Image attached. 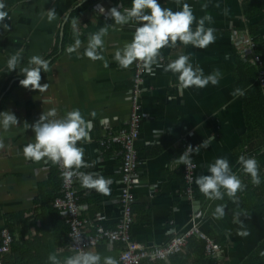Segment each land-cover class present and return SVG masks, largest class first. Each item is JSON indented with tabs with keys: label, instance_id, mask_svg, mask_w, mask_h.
<instances>
[{
	"label": "crops",
	"instance_id": "0c3cea01",
	"mask_svg": "<svg viewBox=\"0 0 264 264\" xmlns=\"http://www.w3.org/2000/svg\"><path fill=\"white\" fill-rule=\"evenodd\" d=\"M0 2L11 17L4 21L9 28H0V112L14 113L19 122L7 132L0 128L5 145L0 149V233L7 228L13 240V249L3 260L8 256L6 264H54L48 259L51 255L63 264L74 253L65 245V219L51 206L59 195L61 179L57 167L49 161L35 163L24 158L23 147L34 140L32 129H25L24 125L33 124L51 108L59 116L79 109L91 121V140L78 143L90 166L80 171L99 172L111 178L112 183L109 195L103 196L82 188L76 181L80 215L114 228L122 216L118 202L122 188L121 155L117 146L106 149L101 141L110 132L125 127L128 117L132 66L121 69L113 55L131 40L134 27L109 29L102 53L108 61L105 68L102 61L88 59L84 50L90 34L113 23L107 10L121 4L113 0ZM159 2L162 7L180 10L174 0ZM183 3L192 7L197 20L212 16L213 23L206 22L205 27L216 29V40L205 49L179 42L174 48L162 49V66L154 68V75L145 76L140 94V137L135 144L139 184L134 188L130 235L144 247L163 245L195 223L219 245V251L212 256L217 259L216 264H243L264 239V195L249 198L243 204L240 193L237 203L226 196L223 201H211L196 192L199 189L195 179L209 174L207 165L216 158H227L232 165L242 154L253 158L262 155L259 167L264 172V110L245 112L244 107L246 98L248 106L256 105L247 91L259 83L258 72L246 60L245 50L247 39L254 41L264 64V13L247 21L240 0H181ZM98 5L105 9L104 14L98 12ZM52 8L57 19L48 23L47 12ZM76 38L81 40V47L69 54L67 48ZM18 50H22L20 67L27 66L33 55L49 61L50 71L42 72L40 81L49 85L46 91L25 89L19 84L24 78L19 68L8 71L7 60ZM181 54L190 55L193 65L198 64L205 75L219 69V83L179 91L176 76L164 71V66ZM238 88L244 91L243 96L233 95ZM262 95L264 107V90ZM211 136V143L191 156L195 169L193 197L188 199L179 156L187 146L195 149ZM221 203L227 205L226 215L216 220L212 213ZM234 213H240L239 217ZM237 220L244 229H240ZM245 230L249 235L239 234ZM91 249L102 257L111 255L117 259L120 252L117 243H101ZM190 258L193 260L192 254Z\"/></svg>",
	"mask_w": 264,
	"mask_h": 264
},
{
	"label": "clouds",
	"instance_id": "9594fccd",
	"mask_svg": "<svg viewBox=\"0 0 264 264\" xmlns=\"http://www.w3.org/2000/svg\"><path fill=\"white\" fill-rule=\"evenodd\" d=\"M175 4L180 6V10L173 11L171 8L162 7L159 0H130L129 7L116 6L107 10V17L113 23L105 24L98 31L88 37V43L84 50V55L92 61H102L105 68L108 67V61L102 54L105 46L104 38L109 34V29L118 30L116 26L122 29L126 25H132L134 32L130 41L125 42L121 48H118L113 55L114 61L121 69H128L134 63L142 66L143 70L149 75H154V68L161 67L163 59L162 49L174 48L177 43L184 46H193L205 49L216 40V29L205 27L213 23L211 15H204L197 20L192 7L188 3L181 5V0H174ZM6 5L0 2V28L7 30L6 19H11L9 13L5 11ZM100 14L105 13L102 6H97ZM202 8H207L203 5ZM227 14V9H225ZM57 19L55 8L48 10L47 21L52 23ZM195 24V27L193 25ZM79 33H77V36ZM81 40L76 38L74 43L69 45L67 52L69 54L77 52L81 47ZM22 50L16 51L10 55L7 60L8 71H14L19 68L23 79L19 81L20 86L25 89L44 92L48 84H41V73L49 72V61L40 55H33L29 58L27 66L20 67ZM164 71L170 72L177 78V88L184 91L188 88H205L209 84L217 85L221 78L219 69L205 75L204 70L197 64L193 65L190 55L181 54L176 59L170 61L164 66ZM233 95H244L242 89H236ZM19 124L17 117L10 111L0 112V128L7 132L12 127ZM25 129L31 128L34 133V140L23 147V156L27 160L39 163L44 160L63 169V176L69 182L74 178L84 189L95 190L98 194L107 196L110 193L111 178H106L99 172H84L82 168L90 165L84 159V148L79 144L91 140L90 132L92 123L86 120L79 109L66 112L59 116L55 108L47 112H42L39 119L29 125L25 122ZM160 135V134H159ZM211 139L204 140L195 149L191 145L187 146L184 152L179 156V163L186 167L193 166L191 156L195 151L198 154L200 147H207ZM3 137L0 136V149L4 148ZM237 163L241 166L244 174L250 177L251 183L259 186L262 183L258 161L253 157L240 155ZM209 174L200 175L195 179L199 192L208 200L223 201L225 196L237 203L238 193L246 189L240 176L233 172L227 158H216L214 162L207 165ZM226 204H217L212 216L216 220L223 219L226 215ZM239 217L240 213H234ZM240 229H244V224L237 220ZM239 231V230H238ZM239 234L247 236L249 233L245 230ZM264 255V252L261 253ZM49 261L59 264L54 256H49ZM63 264H120L119 260L111 255L101 256L99 252L92 249L80 250L74 255L68 256Z\"/></svg>",
	"mask_w": 264,
	"mask_h": 264
},
{
	"label": "built area",
	"instance_id": "2783aa9c",
	"mask_svg": "<svg viewBox=\"0 0 264 264\" xmlns=\"http://www.w3.org/2000/svg\"><path fill=\"white\" fill-rule=\"evenodd\" d=\"M256 47L257 44L254 41L247 39L245 58L256 67L258 82L262 90L264 86V64L261 55L256 52ZM146 74L142 66L136 63L132 65L131 85L128 92L129 113L125 127L120 128L116 132H110L101 141V144L106 149L111 146H117L121 155L120 174L122 188L118 202L122 216L114 228H107L94 220L81 217L79 198L75 190L76 180L74 178L73 182H69L62 174L63 169L56 166L61 179V186L59 195L52 200L51 206L64 217L68 225L67 249L74 254L80 250L94 248L101 243H119L121 246L118 257L120 264H145L163 261L170 256L182 253L189 238L192 236L204 241L206 254L211 255L218 250V245L209 236L202 233L195 223L185 232L175 234L163 245L144 247L131 238L132 206L135 202L134 188L139 184L137 173L138 155L135 144L140 137V94ZM194 169V163L191 167L183 165L184 194L188 199L193 197ZM0 239V264H3V255L8 252L12 242V236L7 228H2Z\"/></svg>",
	"mask_w": 264,
	"mask_h": 264
},
{
	"label": "trees",
	"instance_id": "16d2710c",
	"mask_svg": "<svg viewBox=\"0 0 264 264\" xmlns=\"http://www.w3.org/2000/svg\"><path fill=\"white\" fill-rule=\"evenodd\" d=\"M113 1L115 4L119 3L124 7L130 6V0H113ZM240 1H241L242 15L247 21L251 20L257 16H260L264 13V0H240ZM71 18H73V15H72V17H70V19ZM252 30H253V28H251V31ZM251 31L249 30V34L251 33ZM256 52L259 53L258 46L256 47ZM261 59H262V57H261ZM247 93L249 96L254 98V103L257 106L256 105L255 106H248L247 105L248 99L246 98V104L244 103L245 112L249 109H254V111H256V112L257 111H259V112L263 111L264 110L263 95H262V91H261L259 83H255L247 91ZM261 113H263V112H261ZM247 156L249 157V155H247ZM262 157H263L262 155L259 158L255 157V159L258 161L259 165L261 163H263V161H261ZM236 162L237 161L235 160V162L231 165L232 170H233V172L237 173L240 176L243 183L246 182L245 183L246 189L240 193L242 195V200H241L242 204L245 203V201H247L249 198H254V197H257L260 195L261 196L264 195V172H262V170L260 168L261 166L259 167V169H260V176L262 178V183L259 186H255L251 183L250 177L242 172L241 166L239 164H236ZM196 192L199 193V190L196 189ZM68 230H69L68 225H66V230L64 233L65 237H66V241H65L66 247L68 244V238H67ZM117 244L120 246L119 243H117ZM11 249H13V240L9 246L8 252H6L5 254H7V253L9 254L11 252ZM184 249H185V251L184 250L183 251L184 252L188 251V253L182 252L178 255L170 256L166 260L157 261V262H160V263L165 262L166 264H216L217 263V259L215 257L212 258V256H214L219 250L215 254H213L212 256L206 255V253L204 251V241L196 238L195 236H192L191 238H189L187 245ZM219 249H220V247H219ZM262 252H264V239L261 240V242L257 246L256 251L254 253L250 254L249 257L246 258V260L243 262V264H264V255H261ZM190 254H192L193 260L190 258ZM2 260H3V258H2ZM7 260H8V256L6 258H4L3 264H6ZM155 263L156 262L145 263V264H155Z\"/></svg>",
	"mask_w": 264,
	"mask_h": 264
},
{
	"label": "bare ground",
	"instance_id": "6f19581e",
	"mask_svg": "<svg viewBox=\"0 0 264 264\" xmlns=\"http://www.w3.org/2000/svg\"><path fill=\"white\" fill-rule=\"evenodd\" d=\"M97 143H98V142H97ZM97 143H96V144H97ZM213 242H214V241H213ZM214 243H215V242H214ZM215 244H216V243H215ZM217 245H218V244H217ZM218 250H219V246H218ZM218 250H217V251H218ZM217 251H215L214 254H215ZM177 255H178V254H177ZM206 255H208V254H206ZM212 255H213V254H211V255H209V256H212Z\"/></svg>",
	"mask_w": 264,
	"mask_h": 264
}]
</instances>
